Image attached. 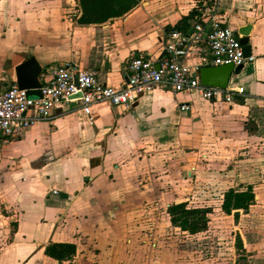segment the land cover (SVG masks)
Instances as JSON below:
<instances>
[{"label":"crops","instance_id":"1","mask_svg":"<svg viewBox=\"0 0 264 264\" xmlns=\"http://www.w3.org/2000/svg\"><path fill=\"white\" fill-rule=\"evenodd\" d=\"M206 4L213 1L0 0V87L16 84L15 68L34 58L41 82L70 63L120 90L130 60L161 57L168 34L190 33ZM217 19L247 35L253 58L228 82L232 102L159 88L128 110L103 104L86 115L66 104L0 136V264H207L179 262L181 248L161 244L155 224L153 243L137 242L141 222L164 218L178 230L167 210L192 204L177 190L198 185L205 205V190H222L220 206L227 190L252 186L255 204L242 216L264 221V0H219ZM206 57L187 64L213 67ZM51 244L76 252L59 262L46 254ZM248 252L257 260L261 245Z\"/></svg>","mask_w":264,"mask_h":264},{"label":"built area","instance_id":"2","mask_svg":"<svg viewBox=\"0 0 264 264\" xmlns=\"http://www.w3.org/2000/svg\"><path fill=\"white\" fill-rule=\"evenodd\" d=\"M212 1V5L204 6L201 20L190 33L168 34L161 57L146 55L130 60L120 90L102 83L96 72L81 70L70 63L56 66L49 78L39 80L40 87L35 90L40 92V98L28 97V90H21L16 84L0 87V136L14 137L36 122L49 119L54 110L66 104H78L86 115L103 104L128 110L143 95L159 88L170 89L174 96L197 94L207 101L232 102V91L203 85L198 76L202 66L187 64V59L202 52L207 54L205 65L213 67L237 68L253 60L245 56L241 37L217 19L219 0ZM186 110L188 106L181 104L180 111Z\"/></svg>","mask_w":264,"mask_h":264},{"label":"rangeland","instance_id":"3","mask_svg":"<svg viewBox=\"0 0 264 264\" xmlns=\"http://www.w3.org/2000/svg\"><path fill=\"white\" fill-rule=\"evenodd\" d=\"M183 155V152H181ZM177 167V166H176ZM193 173V178L196 177ZM186 178V175L184 176ZM181 200L189 198L191 207H210L213 211L209 216V229L196 237H189V234L175 230L168 226L166 220L160 219L159 222L145 221L146 225L144 237H137V242L141 244L143 240H148V244L153 241L150 238V228L153 224L158 225L160 243L181 248L177 260L184 262L185 259H192L193 262H206L207 264H254L255 261L264 262V221H251L248 217L240 216L236 221L233 216H226L219 208L222 190H205L209 192L211 205H205V195L201 188L178 189ZM177 195V197H178ZM161 212L163 209L160 210ZM255 234V235H254ZM261 234V235H259ZM263 234V235H262ZM259 243L262 252L257 260L251 257L248 252L250 244ZM187 253V256H186ZM192 255L189 258L188 255Z\"/></svg>","mask_w":264,"mask_h":264},{"label":"trees","instance_id":"4","mask_svg":"<svg viewBox=\"0 0 264 264\" xmlns=\"http://www.w3.org/2000/svg\"><path fill=\"white\" fill-rule=\"evenodd\" d=\"M81 3L83 5L85 0H81ZM254 204L255 193L252 186L229 189L224 193L221 210L237 221L240 216L248 214ZM212 211L210 207H191L186 202L171 204L167 210L171 225L189 235L209 229ZM75 252L76 248L72 244H51L46 249V254L59 262L71 258Z\"/></svg>","mask_w":264,"mask_h":264},{"label":"water","instance_id":"5","mask_svg":"<svg viewBox=\"0 0 264 264\" xmlns=\"http://www.w3.org/2000/svg\"><path fill=\"white\" fill-rule=\"evenodd\" d=\"M244 48L246 57L251 56L248 46V37L242 35L240 39ZM158 68V65L156 66ZM242 67L234 68L233 65H224L218 67H202L198 76L203 85L225 89L233 73L239 71ZM42 72L41 66L34 58H29L15 68V82L19 89L28 90V97L40 98V92L36 91L40 87L39 76Z\"/></svg>","mask_w":264,"mask_h":264}]
</instances>
